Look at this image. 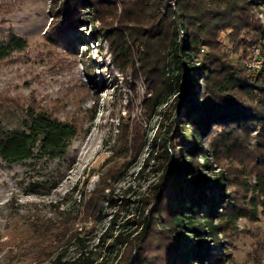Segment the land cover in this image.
<instances>
[{"label": "trees", "instance_id": "trees-1", "mask_svg": "<svg viewBox=\"0 0 264 264\" xmlns=\"http://www.w3.org/2000/svg\"><path fill=\"white\" fill-rule=\"evenodd\" d=\"M118 1L123 5V23L144 48L142 69L149 83V96L143 101L146 113L155 115L162 107L169 109L162 117L175 127V139L167 134L162 138L160 121L148 156L156 153L161 175L150 185L146 197L134 201L130 218L116 228L119 215L130 202L120 198L108 227L98 237L96 247L104 249L99 261L86 245L90 239L77 231L67 234L69 224L78 218L68 211L61 213L58 222L32 227L36 237L17 245L21 260L51 258L49 264H224L226 257L219 251L218 236L226 235L229 223L243 214L227 200L231 193L226 180L218 176L211 183L203 173L212 170V162L202 150L200 137L211 122L217 128L209 142L215 159L220 155L258 159L255 183L244 181L241 187L253 195L247 202L250 210L255 213L259 208L264 217V168L258 169L264 164V25L247 14L254 0H175L173 7H165L161 0ZM104 4L103 0L84 4L73 0L61 14L69 16L65 26L76 29V10L88 12L86 17L81 14V22L89 20L90 34L100 38L94 17H99L98 10ZM84 9L88 11L80 12ZM225 30L230 31L228 40L235 54L242 51L245 55L250 47L241 34L261 46V55L256 56L258 68L242 67L220 48L218 37ZM26 47L23 38L7 33L0 39V61ZM115 47L117 60H122L125 45ZM201 79L202 86L197 82ZM189 116L193 119L190 132L186 126ZM252 128L257 129L254 137L258 145L254 148L249 144ZM77 134L74 123L58 120L32 105L8 101L0 106V161L5 164L28 162L47 177L59 174V163ZM186 143L190 145L185 147ZM193 152L199 153L202 166L193 159ZM105 190L97 188L93 196L83 199V219L96 222L107 216L101 204L105 201L111 208L116 201L112 190ZM128 225L133 229H127ZM71 245H76L77 251L68 257Z\"/></svg>", "mask_w": 264, "mask_h": 264}, {"label": "rangeland", "instance_id": "rangeland-1", "mask_svg": "<svg viewBox=\"0 0 264 264\" xmlns=\"http://www.w3.org/2000/svg\"><path fill=\"white\" fill-rule=\"evenodd\" d=\"M103 1L99 17L95 18L92 12L89 15L94 17V26L101 36L94 38L89 20L81 22L88 10H80L87 14L76 10V29L65 26L69 16L61 14L73 0H0V39L14 32L27 43L23 52L0 61V106L8 101L32 105L58 120L74 123L78 130L66 157L59 163V174L47 177L38 168L33 170L28 162L8 165L0 161V264H49L51 258L22 261L17 245L36 237L32 232L34 225L58 222L61 213L67 211L71 216L78 215L69 224L67 234L77 231L90 239L86 245L99 261L104 249L96 247L98 237L108 227L120 198L130 202L128 209L119 215L116 228L130 218L134 201L146 197L150 185L161 175L156 153L148 156L150 140L160 121L162 138L167 134L175 139V127L163 120L162 114L167 115L169 109L162 107L155 115L146 113L143 101L149 96V83L142 69L143 45L123 23L121 2ZM161 1L165 7L175 4V0ZM247 14L264 25V0H254ZM229 32L220 33V48L242 67L256 68L252 59L260 57L261 46L241 34L250 47L245 55L242 51L235 54L228 40ZM116 45H125L127 49L122 60H117ZM84 57H88L87 61L82 60ZM197 82L203 85L202 79ZM192 122L189 116L188 132ZM252 130L249 144L254 148L258 145L254 137L257 129ZM215 132L216 126L209 122L200 137L202 150L212 162V170L202 171L211 183L218 176L226 180L231 193L227 200L236 205L235 211L243 214L229 223L226 235L219 234V251L226 257L224 264H264V217L259 208L255 213L250 210L247 202L253 195L241 187L244 181L255 183L258 159L225 155L215 159L209 147ZM198 156V152H193V159L202 166ZM263 168L264 164L258 167ZM37 180L40 184L29 186ZM97 188H106L105 193L112 190L116 202L111 208L105 201L101 204L107 215L103 220H85L80 215L81 203L93 196ZM127 229L133 228L128 225ZM76 251V245H71L68 257H73Z\"/></svg>", "mask_w": 264, "mask_h": 264}, {"label": "built area", "instance_id": "built-area-1", "mask_svg": "<svg viewBox=\"0 0 264 264\" xmlns=\"http://www.w3.org/2000/svg\"><path fill=\"white\" fill-rule=\"evenodd\" d=\"M252 64L256 66V68H258L260 66V60L257 59V57H253L252 59Z\"/></svg>", "mask_w": 264, "mask_h": 264}]
</instances>
